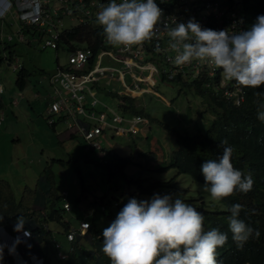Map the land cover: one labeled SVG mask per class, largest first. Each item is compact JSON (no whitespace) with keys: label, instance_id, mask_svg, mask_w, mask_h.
<instances>
[{"label":"rangeland","instance_id":"374dc122","mask_svg":"<svg viewBox=\"0 0 264 264\" xmlns=\"http://www.w3.org/2000/svg\"><path fill=\"white\" fill-rule=\"evenodd\" d=\"M71 23L74 21L64 17V25ZM7 32L13 33L10 41L6 39ZM25 35L28 37L26 31ZM91 38L92 35L85 41L89 42ZM11 54L14 61L9 65L7 58ZM66 63L65 47L42 48L38 41H19L13 25L0 26V82L4 88L3 104L0 106V178L10 183L16 198L23 195L27 201L35 203L39 197L45 196L47 207L53 202L56 208H61L62 191H66V199L71 207L62 211L63 220L76 229L80 219L89 220L95 232H103L128 199H138L141 189L149 188L152 183H159L154 187L156 192L146 193L144 199L150 200L156 193L162 196L171 194L173 199L177 196L184 201L202 199L213 209L225 208L209 192L202 190V182L194 180L189 174L178 173L174 168L160 170L168 165L171 152L176 147L174 131L193 134L211 125L214 113L198 96L184 89L182 93H177L174 85L160 83L153 74L156 82L151 87L162 95L150 92L136 99L137 107L147 121L141 122L140 131L132 134L126 132L117 135L106 129L100 141L107 153L102 154L99 149H87V141L79 130L68 127L73 121L72 117L53 115V125L46 120L48 102L44 97L53 93L55 88L49 77ZM103 63L123 68L115 60L105 58ZM14 64L16 68H13ZM21 66L28 74L19 82ZM134 72L139 74L136 70ZM127 74L126 71L128 85H132ZM96 84L98 97L116 108L117 99L108 90H126L121 80L110 76L99 77ZM35 92L40 95L35 97ZM13 99H18V102H12ZM171 99L175 100L176 106ZM169 105H174L175 109ZM172 118H175L174 122H170ZM112 152L128 156L138 164L129 163L120 173L115 167L103 164ZM110 169L112 174L109 173ZM46 175L51 182L49 186ZM59 194L61 198L57 199L56 195ZM101 206H104V210ZM46 224L51 235L46 233L41 245L50 263L67 264V255L62 259L57 256V251L68 253L71 247L64 237L63 225L55 220H49ZM90 229L91 225L83 233ZM94 231L92 239L87 235L77 237L82 250H94ZM55 242L59 243L58 247ZM0 264H3L1 260Z\"/></svg>","mask_w":264,"mask_h":264},{"label":"built area","instance_id":"2783aa9c","mask_svg":"<svg viewBox=\"0 0 264 264\" xmlns=\"http://www.w3.org/2000/svg\"><path fill=\"white\" fill-rule=\"evenodd\" d=\"M111 0H0V24L5 27L13 25L17 40L40 42L42 48L65 47L67 49V63L60 65L58 70L50 75L49 81L55 84L53 93H48V123H54L53 115L64 114L73 121L68 124L71 129L77 128L87 141V149H99L102 154L107 153L101 145V137L108 129L117 135L136 133L141 129L140 123L147 118L140 114L130 116L118 108L102 102L96 96L93 84L99 77H116L126 87L124 93L128 95L150 94L162 95L151 87L156 82L153 74L160 83L174 85L177 93H182L181 82L202 80L203 85H212L222 90V94L234 103H239L244 95V87L235 80L224 77L223 71L209 60L193 59L183 65L174 63L176 51L171 47V38L163 26H158L156 33L150 40L133 46L112 45L104 34L103 26L97 21V16ZM117 3L122 0H116ZM162 9V21L169 27L177 23H187L195 18L202 28L213 30H228L229 33L247 31L243 13L242 0H156ZM68 17L74 23L64 25L63 19ZM79 24L99 27L97 37L90 42L69 40L68 46H62L60 41L66 31ZM1 26V27H2ZM28 33V37L25 35ZM191 37V33L189 34ZM6 39H13V33L7 32ZM97 47L94 48V43ZM187 42H192L190 39ZM9 61V65L13 63ZM115 60L123 68L109 66L103 63ZM17 65L14 64L13 68ZM138 71L136 74L134 71ZM132 85H128L126 80ZM147 84V85H143ZM4 89L0 82V94ZM36 95H40L36 92ZM89 97L91 99H89ZM16 102V101H15ZM98 104L103 109H98ZM106 108V110H104ZM175 118L170 119L174 122ZM67 192L62 191L64 210L71 205L66 199ZM89 227L88 221L81 219L78 229L71 228L66 236L73 240L76 235L84 234ZM32 235L29 228L21 230V236L27 238ZM0 237L14 258L15 264H44L42 255L29 253L23 256V250L18 246L15 236L7 232L0 225ZM56 247L59 243H55ZM60 259L65 257L61 251L57 252Z\"/></svg>","mask_w":264,"mask_h":264},{"label":"clouds","instance_id":"9594fccd","mask_svg":"<svg viewBox=\"0 0 264 264\" xmlns=\"http://www.w3.org/2000/svg\"><path fill=\"white\" fill-rule=\"evenodd\" d=\"M97 21L110 44L123 46L150 40L162 25L177 53L176 65L193 59L209 60L228 80L252 89L264 85V15L258 16L249 30L229 33L202 28L195 18L169 27L162 21L156 0H111L98 13ZM190 39L192 42H187ZM254 94L257 118L264 122V93ZM218 147L222 149L218 159H206L200 167L202 190L214 200L236 191L250 192L253 177L234 168L228 140L219 141ZM242 210L241 204H233L228 217V228L238 248L260 236L258 228L241 218ZM204 219L180 196L173 199L171 194L156 193L150 200L131 197L103 230L101 250L112 264H218L217 249L227 243L228 234L219 228L205 231Z\"/></svg>","mask_w":264,"mask_h":264},{"label":"trees","instance_id":"16d2710c","mask_svg":"<svg viewBox=\"0 0 264 264\" xmlns=\"http://www.w3.org/2000/svg\"><path fill=\"white\" fill-rule=\"evenodd\" d=\"M242 4L246 30H249L256 22L257 17L264 15V0H242ZM99 33L97 26L79 24L66 31L60 43L62 46H68L69 40L84 41L86 38L89 39L91 35L97 37L96 40H98ZM93 47H97V42L94 43ZM11 56L12 54L7 60ZM27 74L28 72L21 66L18 81L24 80ZM181 89L198 96L201 102L213 111L214 118L211 125L202 132L188 134L174 131L176 147L171 152L168 165L161 167L160 170L174 168L178 173H187L194 180L204 183V177L200 172L202 163L206 159H218L222 153V149L218 147V142L227 139L228 145L233 148L232 163L234 168L253 177V189L246 194L236 191L231 196L221 198L219 201L225 206L221 210L209 207L202 199L184 202L193 205L204 215L205 231L219 228L228 234L227 243L217 249L218 264H264V122L257 118V105L254 103L257 99L254 93H264V85L258 89L244 87L243 98L238 104L223 95L222 90L215 89L212 85H203L202 80L182 81ZM109 93L117 99L116 106L119 110L129 115L140 114L144 116L137 107L136 99L131 95L118 91H110ZM173 99L171 100L173 101ZM129 163L136 164L128 156H121L112 152L111 157L103 164L115 167L121 173ZM109 173H113L111 169ZM45 179L49 186L51 184L49 176L46 175ZM158 184L152 183L149 188L141 189L138 193V199L144 200V195L148 192L155 193L154 187ZM56 196L57 199L62 197L60 194ZM44 197H39L35 201L37 204L39 200L40 205L37 204L38 206L33 201H27L23 195L18 199L15 197L10 183L0 178V225L15 236L25 258H28L29 253L32 252L43 255V250L39 249L37 242L40 238L43 239L42 237L46 233L51 235L46 223L49 220H55L63 225L65 238L72 243L69 252L65 254L67 255V264H92L93 261L94 264H112L111 259L101 250L102 231L95 232L92 223L88 220L91 229L84 234L76 235L73 240H69L66 234L71 227L62 218L63 205L61 208H56L51 202V205L47 207L44 200L46 197ZM236 203L243 206L241 218L260 231L259 238L250 239L243 248L237 247L228 228L229 208ZM101 209L104 210V206H101ZM25 227L31 230L32 235L22 239L21 230ZM93 231L96 236L94 250L90 252L82 250L83 247L78 243L77 237L87 235L92 239ZM0 257H2L0 260L3 264H15L12 254L3 244L1 237ZM43 258L44 264H51L47 255Z\"/></svg>","mask_w":264,"mask_h":264},{"label":"crops","instance_id":"0c3cea01","mask_svg":"<svg viewBox=\"0 0 264 264\" xmlns=\"http://www.w3.org/2000/svg\"><path fill=\"white\" fill-rule=\"evenodd\" d=\"M0 26H2L1 24H0ZM3 27V26H2ZM8 62H9V60H8ZM9 64V63H8ZM93 86V89L95 90V92L97 93V91H98V88H97V84H96V82L92 85ZM4 89V88H3ZM110 91H113V90H108V93L110 92ZM125 91V90H124ZM124 91H118V92H122V93H124ZM35 94H36V92H35ZM37 96H39V95H35V97H37ZM96 96H97V98H99L98 97V95L96 94ZM134 99H137V97L139 96V95H137V96H135V95H131ZM174 97H176V96H173V98ZM45 99V98H44ZM89 99H91L90 97H89ZM100 99V98H99ZM175 99V98H174ZM47 100V102H48V99H45V101ZM101 100V99H100ZM16 101V103L18 102V99L16 100V99H13V101L12 102H15ZM102 101V100H101ZM103 102V101H102ZM104 103H106V102H104ZM172 103H174L175 104V100H173V102ZM2 104H3V98H2V93L0 94V106H2ZM109 105V104H108ZM171 108H173V109H175L174 108V105H169ZM175 106H176V104H175ZM98 108H100L101 106L98 104V106H97ZM116 108H118L117 106H116ZM47 110H48V104H47ZM175 112H176V110H175ZM64 115V114H63ZM65 116V115H64ZM50 124V123H49ZM51 125H53V123H51ZM45 178H46V176H45ZM45 186H46V184H45ZM36 204V203H35ZM38 205H40V202H39V200H38V203H37ZM36 204V205H37ZM37 205V206H38ZM37 206H35V207H37ZM44 206V205H43ZM71 229V228H70ZM70 229L68 230V231H70ZM64 237H65V233H64ZM21 238L22 239H26V238H24L23 236H21ZM66 239V238H65ZM66 241H68L67 239H66ZM41 242H42V239L40 238V240L37 242V245H38V247H39V249L40 250H43V255L42 254H38V255H42V256H45L46 257V253H45V251H44V248L42 247V245H41ZM69 242V241H68ZM70 243V242H69ZM70 244H72V243H70ZM58 252V251H57ZM62 252V251H61ZM36 253V252H35ZM62 253H64V252H62ZM37 254V253H36ZM64 254H66V253H64ZM57 256H58V254H57ZM48 257V256H47Z\"/></svg>","mask_w":264,"mask_h":264}]
</instances>
